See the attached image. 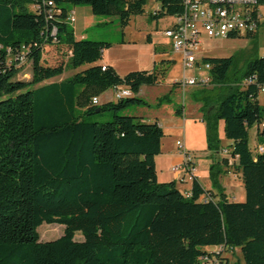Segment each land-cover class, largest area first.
Wrapping results in <instances>:
<instances>
[{
  "label": "trees",
  "instance_id": "1",
  "mask_svg": "<svg viewBox=\"0 0 264 264\" xmlns=\"http://www.w3.org/2000/svg\"><path fill=\"white\" fill-rule=\"evenodd\" d=\"M159 2L154 20L182 12L181 0ZM146 4L0 0V264H228L221 252L234 249L240 250L241 264H264V152L250 144L248 133L264 120L258 102L264 55L248 58L242 71L236 56L202 59L220 87V99L200 109L209 148L219 150L220 120L231 142L224 173L233 168L240 174L244 201L227 199L214 177L223 171L213 173L214 166L211 188L218 191H205L195 178L185 198L174 181L157 179L155 157L164 137L159 124L121 115L146 105L136 94L142 86H155L157 74L118 75L100 64L111 44L78 40L70 26L71 10L88 7L93 16L118 20L124 34ZM257 4L264 6V0ZM47 46L65 50L64 63L44 66ZM23 62L31 67L29 81L17 78ZM248 78L251 83L242 86ZM115 88H127L132 96L92 103ZM105 112L112 113L111 121H92ZM256 140L264 145V131L257 130ZM205 193L211 199L199 202ZM43 224L62 225L63 234L40 242L37 229ZM76 233L81 242L74 240Z\"/></svg>",
  "mask_w": 264,
  "mask_h": 264
},
{
  "label": "rangeland",
  "instance_id": "2",
  "mask_svg": "<svg viewBox=\"0 0 264 264\" xmlns=\"http://www.w3.org/2000/svg\"><path fill=\"white\" fill-rule=\"evenodd\" d=\"M160 7L159 0H147L144 14L135 16L124 30L119 26L115 18H104L98 16H88L84 13L85 8L79 10L81 13L77 24L71 23L77 29V38L95 42L111 44L105 50L100 63L108 61L116 70L118 75L124 76L129 72L151 70L158 76V83L155 86H142L136 97L143 100L146 105L133 106L121 115L132 117H142L149 123L158 122L163 130L161 153L155 157L156 170L169 171L175 157H181L176 146L177 141L184 143L185 150L190 156L191 162L195 165L196 175L204 176L212 186L213 173L220 169L221 173L214 176L218 180L223 193L229 201L243 202L245 199L244 189L240 174L230 169L224 173V161L230 164L231 156L224 154L223 150H228L230 141L223 133V122L217 120L215 130V144L218 151L209 148L206 121H203L201 107L208 101L217 102L220 99L219 85L209 82L205 86H189L180 89L176 84L183 76L198 78L206 76L204 71L203 58H228L237 57V69L244 68L245 61L258 58L264 55V6L260 7L261 26L258 28L255 38H209L206 35L201 37L200 50L196 54V69L183 70L181 56L173 53L170 41L165 36L164 31L173 22L172 16H166L158 20L151 18V15ZM88 8V7H87ZM84 9V10H83ZM149 39V41H148ZM42 64L44 66H58L65 61V50H58L55 46L45 48ZM87 68L84 66L76 71H66L62 76L52 80V82L62 81L71 77L76 72ZM198 68V69H197ZM231 76V75H230ZM211 77V76H210ZM17 78L22 81L31 79V67L29 63L23 62L18 68ZM242 82V81H241ZM48 84V83H47ZM240 86V82L236 84ZM171 90V91H170ZM132 94L129 96L131 97ZM116 102L112 90H108L102 95L101 103ZM258 102L264 106V92L259 93ZM213 104L209 105V110ZM183 107L182 111L179 110ZM178 112V113H177ZM112 120V113L105 112L92 121L105 123ZM250 144L256 143L255 128L249 130ZM195 177V176H194ZM196 178V177H195ZM213 191L218 189H212ZM64 231L62 225L43 224L37 229L40 242L52 241L59 238ZM74 240L82 241L80 233H76ZM211 253L220 252L219 248H207ZM221 255L228 264H241L239 249L222 251Z\"/></svg>",
  "mask_w": 264,
  "mask_h": 264
},
{
  "label": "built area",
  "instance_id": "3",
  "mask_svg": "<svg viewBox=\"0 0 264 264\" xmlns=\"http://www.w3.org/2000/svg\"><path fill=\"white\" fill-rule=\"evenodd\" d=\"M181 5L182 12L173 16V22L164 31V34L170 41L171 51L181 56L184 71L196 69V54L200 50L202 35L224 39L230 35L253 34L258 31V25L261 22L257 0H181ZM155 14L156 12L153 13V15ZM69 21L74 23L73 13L70 14ZM202 68L208 75L198 78L183 76L180 82H177L178 87L183 90L189 86H205L211 82L210 66L203 64ZM249 83H251V79H245L242 86ZM112 92L116 101L131 95L127 88H115ZM261 92H264V89ZM92 103L98 105V98H94ZM257 130L264 131V120L255 127V139ZM176 146L182 159L179 164L171 168V172L176 176H181V183L192 185L195 179L194 164L185 150L184 143L177 141ZM253 147L258 153L264 152V145L254 143ZM223 153L228 154V151L223 150ZM190 191L191 189L183 191L185 198L191 197ZM210 199V194L205 193L199 198V202L205 203ZM214 264H218V262L214 261Z\"/></svg>",
  "mask_w": 264,
  "mask_h": 264
},
{
  "label": "crops",
  "instance_id": "4",
  "mask_svg": "<svg viewBox=\"0 0 264 264\" xmlns=\"http://www.w3.org/2000/svg\"><path fill=\"white\" fill-rule=\"evenodd\" d=\"M83 8H85V11H84V13L86 14V15H88V16H91L92 14H91V10L89 9V8H87V7H83ZM82 8H74V9H72L71 10V13H73V15H74V19H75V21H74V23L75 24H77L78 23V21H79V17H80V15H81V13H79L80 11L79 10H81ZM84 10V9H83ZM77 29L78 28H75L74 27V25H73V31H74V36H75V38L76 39H82V36H80V38H77ZM104 54V53H103ZM101 65H103V66H110V67H112L113 68V66H111V64H110V62H108V61H105V62H102V63H100ZM116 71V70H115ZM142 71H151V70H142ZM130 73V72H129ZM128 74V73H127ZM126 75V74H125ZM121 76V75H120ZM52 82V81H51ZM58 82H60V81H58ZM171 91V90H170ZM101 98H102V96H100L99 98H98V100H99V103H101ZM107 101H109V100H107ZM140 117V116H139ZM140 118H142V117H140ZM143 119V118H142ZM145 121V120H144ZM158 123V122H157ZM160 126V125H159ZM161 147H162V141H161ZM181 159H182V157H175L174 158V160H173V162H172V164H171V166H170V168H169V171H165V172H163V171H160V175L158 174V172H157V179H158V181L160 182V183H168V182H172V181H174L175 183H176V185H177V188L179 189V190H181V191H184V190H188V189H190L191 188V185L190 184H187V183H181L180 182V178H181V176H176V175H174L172 172H171V168L173 167V166H175V165H177V164H179L180 163V161H181ZM194 166V176L196 177V179L198 180V182H199V184L203 187V189L205 190V191H211V192H213V193H215L213 190H212V188H211V185H210V183H209V181L207 180V178L206 177H204V176H199V175H196L197 174V172H196V168H195V165H193ZM155 167H156V162H155ZM157 171V170H156ZM224 189V188H223Z\"/></svg>",
  "mask_w": 264,
  "mask_h": 264
},
{
  "label": "water",
  "instance_id": "5",
  "mask_svg": "<svg viewBox=\"0 0 264 264\" xmlns=\"http://www.w3.org/2000/svg\"><path fill=\"white\" fill-rule=\"evenodd\" d=\"M97 112H98V110H97Z\"/></svg>",
  "mask_w": 264,
  "mask_h": 264
}]
</instances>
